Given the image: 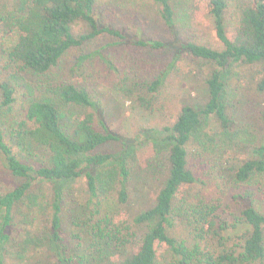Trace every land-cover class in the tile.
<instances>
[{
	"label": "trees",
	"instance_id": "1",
	"mask_svg": "<svg viewBox=\"0 0 264 264\" xmlns=\"http://www.w3.org/2000/svg\"><path fill=\"white\" fill-rule=\"evenodd\" d=\"M148 2L171 41L144 26L130 35L103 17L98 0H0V13L12 8L0 16L4 70L43 78L47 94L31 98L12 84V71L0 79L1 108L25 102L18 130L0 123V163L14 180L0 192V264L16 236L52 254L32 264H72L71 237L92 253L79 264H264V135L232 133L235 113H245L226 102L224 77L233 65L259 67L248 85L264 95V0ZM179 26L186 36H177ZM199 63L210 71L198 69L196 79L186 65ZM172 73L185 83L169 86ZM109 93L151 126L143 135L149 155L140 158L116 134ZM66 105L82 112L68 120ZM117 142L119 154L104 150ZM17 148L32 149L39 163H26ZM80 180L86 187L75 191ZM33 184L52 187L48 215L21 231L20 205L34 203Z\"/></svg>",
	"mask_w": 264,
	"mask_h": 264
},
{
	"label": "rangeland",
	"instance_id": "2",
	"mask_svg": "<svg viewBox=\"0 0 264 264\" xmlns=\"http://www.w3.org/2000/svg\"><path fill=\"white\" fill-rule=\"evenodd\" d=\"M181 1L184 2L185 0ZM98 3L103 11V17L108 19L112 16L116 25L119 24L120 26L128 27L126 29H128L127 31L130 35H133L138 28H143L144 26V29H146L147 32H150L163 40L166 39L168 35V40L171 41L170 32L166 30L161 19L157 15V7L148 2V0H98ZM183 9L184 7L181 3L177 20L179 24L183 23L184 25L185 18L183 16ZM11 10V6H7L3 12L0 13V16L2 18H7ZM107 13L110 14V16H108ZM181 26L177 27V36L179 37L182 32L184 34L188 33V30ZM5 32L6 26L5 24H1L0 52L9 46V41ZM200 36L210 40L215 47H220L213 33H208L207 30L202 29ZM110 41L112 42L113 40ZM173 52H175V48H173V50H165L163 52V56L172 57ZM6 67L7 65L5 60L0 56V79L1 77L3 78L9 75L12 71V77L10 76L12 84L18 88L20 87L23 91H26L31 98L42 97L43 95L47 96V94H44V89L42 88L43 78L23 71L15 74L13 72L15 70L14 67L8 66L7 70H4ZM96 68L100 69L99 66ZM198 69L202 70V75H206L210 71V68L203 63H199L197 69L195 66H192V64L186 65V72L193 70L195 75H197L196 79H200V76H202L197 72ZM258 70L259 67L242 68L233 65L225 71L224 74V77L228 82L227 94L225 96L226 102L232 103L234 106L238 107L239 110L245 113L244 116L239 113H235L234 121L236 122V125L232 129V133L238 132L246 136V138L253 140H258L261 135H264V126L260 121L261 112L258 107V103L261 105L260 108L263 107L264 95L257 94L256 90L249 86L250 84L248 85L251 75H255V72ZM258 79H260V77H256V80ZM182 82L185 83V78L184 75L180 73H172L168 80V84L171 87H178ZM187 83V88H191L190 80ZM195 91L192 92L193 95L199 97L201 92ZM107 97H109L108 100H110L112 106L118 107L115 110L111 109L113 110L111 121L116 134L120 135L126 143L131 144L133 146V151L131 152L138 155L140 158L149 155L152 152V146L146 141V136L150 133L149 129L151 126H149L147 122L140 119L138 114L131 113V110L129 109L131 106L130 103H124V100L120 96L109 93V96ZM245 100H248L249 103H245ZM24 105L25 102L21 99V97L18 98L17 104L14 108H1L0 105V123L6 125L9 129L18 130V122L16 123V121L18 118H23ZM62 111L64 112L66 119L71 120L72 117H76L79 113H81L82 109L66 105L63 106ZM244 118L246 119L243 120ZM150 124L152 125L151 122ZM207 131L211 133L210 128ZM143 135H146L145 139L143 138ZM123 149V144L121 142H117L106 146L104 150L114 154H119ZM17 150L22 151L20 148H17ZM32 152V149L29 148L19 153L26 163L35 166L39 163V159L35 155H30ZM13 185L14 180L10 177V175H8L0 163V192H4ZM71 187L74 188L75 191H78L80 188L86 187V182L84 180H80L78 182H74ZM30 193L34 203H31L30 205V202L25 200L22 205H20V213L18 217V223L20 226H18V229L21 231H24L26 228L31 229V227L33 229H37V227L41 225V223L36 222V224L32 226L33 223H35V217L40 216V219H43L48 215L52 187L47 184H33ZM20 237L21 236H16V239L7 248L8 255L6 257V261L8 264H32L38 262L44 253V255L48 254L49 257L52 255L45 249L31 250L26 248ZM81 237H84L83 233H81ZM69 242L72 248H70V256L73 258L72 264H79L78 261L81 259V256L87 257L88 259L91 258L90 255L92 253L86 249L82 241L80 243L78 239H72L71 237Z\"/></svg>",
	"mask_w": 264,
	"mask_h": 264
}]
</instances>
